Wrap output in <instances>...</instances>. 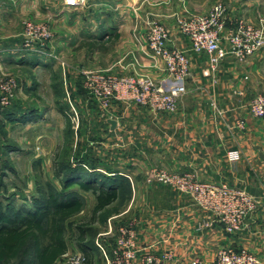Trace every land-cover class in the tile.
Listing matches in <instances>:
<instances>
[{
    "label": "crops",
    "instance_id": "0c3cea01",
    "mask_svg": "<svg viewBox=\"0 0 264 264\" xmlns=\"http://www.w3.org/2000/svg\"><path fill=\"white\" fill-rule=\"evenodd\" d=\"M50 1L0 0V31L14 34L20 31L23 19L31 16L51 20L53 29L64 32L50 46L58 59L46 54L40 61L48 66L47 70L55 69L48 61L62 63L72 49L70 45L75 47L81 67L111 69L118 75L144 73L158 83L167 77L164 61L152 57L148 42L139 46L131 41L132 35L137 37L145 32L140 14L128 11L121 24L104 25L95 11L83 13L82 7L68 5L65 0L51 6ZM155 14L162 16L163 11L157 9ZM249 19L264 26V4L254 5ZM102 32L112 37L98 35ZM117 39L118 45H109ZM15 41L2 40L0 44L11 47L18 44ZM169 45L189 49L190 41L176 29ZM12 58L21 63L28 55ZM206 65L205 61L193 58V74L187 79V91L180 97L175 112H154L138 103L118 100L109 109L98 112L113 146L121 152V157L114 158L109 165V171L125 176L132 185L128 191L136 197L129 202L132 210L125 216L136 221L133 226L139 246L148 247L158 257L171 253L172 264H186L195 257L211 264L222 247L247 249L264 264V122L248 108L251 98L264 93V46L245 61L224 59L216 84L212 83ZM76 95L92 114L93 109L87 107L94 104L89 93L84 90ZM238 120L245 121L243 128L238 126ZM233 150L240 154L237 161L230 158ZM154 166L193 171L202 181L244 188L258 198V206L241 231L228 233L188 194L166 184H147L145 172Z\"/></svg>",
    "mask_w": 264,
    "mask_h": 264
},
{
    "label": "rangeland",
    "instance_id": "374dc122",
    "mask_svg": "<svg viewBox=\"0 0 264 264\" xmlns=\"http://www.w3.org/2000/svg\"><path fill=\"white\" fill-rule=\"evenodd\" d=\"M81 1V4L71 6L82 7L83 13H88L90 10L97 12L99 21L104 25H110L111 22L114 25L121 24L124 13L128 11L140 14L139 18L146 28L145 32L142 35L137 34V37L132 35L133 40L131 39L139 46L148 42L150 29L156 23L168 30L169 45L173 30L178 29L181 32L179 19H188L190 14H206L219 4L226 7L228 27H233L238 19L255 25V21L249 19L252 8L258 2L264 4V0ZM58 4V0L50 1L51 6ZM157 9L163 11L162 16L155 14ZM70 20L74 19L70 18ZM25 21L42 24L51 32L50 38L37 40L31 51L18 50L22 47L26 36ZM62 35H65L62 30L53 29L51 20L31 16L23 19L20 31L14 34L0 31V41H9L13 38L18 43L11 47L0 44V80L3 83L11 80L17 83L11 104L0 108V208L10 212L23 207L33 209L36 204H46L51 193L76 195L83 202V208L63 220L64 238L69 249L55 264H85V256L80 248V226L85 229V242L90 245L95 255L93 264H109L111 257L109 251L115 245L120 229L135 225V219L127 220L126 216L132 210L128 207L129 202L136 195L121 191L119 198L113 204L95 214L96 196L92 191H86L77 184L68 188L63 186V181L67 180V175L74 168L85 174L94 172L98 181H105L107 184L109 182L107 176L117 179L125 176L113 175L109 171V165H112L114 158L121 157V152L119 147L113 146L106 125L100 123L101 117L98 112L105 110L92 97L94 104L89 103L87 106L93 109V113L90 114L85 106L79 103L76 95L78 91L82 93L84 90L89 93L82 70L105 68L81 67L75 47L70 45L72 49L65 54L61 64L45 59L53 64L55 69L52 71L47 70L48 66L44 63H40L43 61V55L46 54L55 60L58 59L57 54L50 50V46ZM70 35L75 36L74 33ZM98 35L112 37L106 32ZM118 44L117 39L111 41L109 45ZM225 44L227 45V40ZM147 45L150 48L149 42ZM46 48L47 50H44ZM180 49L186 50L191 60L190 78L193 74L192 61L195 58L207 63L206 71L211 74L212 83L216 84L220 63L224 59L220 61L214 75L209 67V56L205 51L192 50L191 41L190 51L185 48ZM22 54L28 55V58L21 63H18L20 60L16 62L12 58L15 56L21 59ZM104 55L107 57L106 52ZM231 57L238 60L235 55L228 56ZM213 75L216 78L214 81ZM2 95L4 92H0V98ZM110 243L112 246L109 245ZM106 245L111 247L107 248ZM35 262V253L30 243L25 253L2 264H35Z\"/></svg>",
    "mask_w": 264,
    "mask_h": 264
},
{
    "label": "built area",
    "instance_id": "2783aa9c",
    "mask_svg": "<svg viewBox=\"0 0 264 264\" xmlns=\"http://www.w3.org/2000/svg\"><path fill=\"white\" fill-rule=\"evenodd\" d=\"M69 5H79L81 0H65ZM226 7L216 5L206 14H190L188 19H179L181 32L191 41V49L208 54L209 67L215 75L220 61L235 55L239 61L259 51L264 46V26L246 23L238 19L233 27L227 25ZM25 40L20 51H31L37 40L50 38L51 32L46 26L33 21H25ZM152 57H160L165 63L167 77L160 83L144 73L118 75L111 69L82 70L89 94L107 110L116 100L125 103L135 102L154 112H175L180 97L187 91V79L191 76V60L184 49L170 47L168 30L161 24L151 27L148 35ZM227 40V45L225 44ZM225 41V42H224ZM55 56V55H54ZM213 75V81L216 79ZM17 87L16 81L3 83L0 80V108L11 104ZM248 108L254 117L264 122V93H259L248 102ZM244 120L237 124L244 127ZM240 154L230 151L232 161ZM147 183H163L188 194L203 210L211 213L228 233L241 231L248 216L256 210L259 200L244 188L225 182L202 181L193 171H171L162 167H152L146 171ZM137 233L133 226L120 229L115 245L110 249L109 264H172L171 253L158 257L148 247L139 246ZM186 264H208L202 258L195 257ZM211 264H262L253 252L231 247H222L216 252Z\"/></svg>",
    "mask_w": 264,
    "mask_h": 264
},
{
    "label": "trees",
    "instance_id": "16d2710c",
    "mask_svg": "<svg viewBox=\"0 0 264 264\" xmlns=\"http://www.w3.org/2000/svg\"><path fill=\"white\" fill-rule=\"evenodd\" d=\"M70 172L63 186L68 188L77 184L86 191H92L96 196L95 214L113 204L121 191H128L130 187L125 177L107 176V184L98 181L94 172L85 174L78 168ZM82 208L83 202L76 195L63 193H51L46 204H36L33 209L23 207L10 212L0 208V264L25 253L30 243L35 253V264H55L69 249L64 238L63 220ZM85 240V229L80 226V248L85 264H93L95 255Z\"/></svg>",
    "mask_w": 264,
    "mask_h": 264
},
{
    "label": "water",
    "instance_id": "95a60500",
    "mask_svg": "<svg viewBox=\"0 0 264 264\" xmlns=\"http://www.w3.org/2000/svg\"><path fill=\"white\" fill-rule=\"evenodd\" d=\"M113 124H115V121H112Z\"/></svg>",
    "mask_w": 264,
    "mask_h": 264
}]
</instances>
